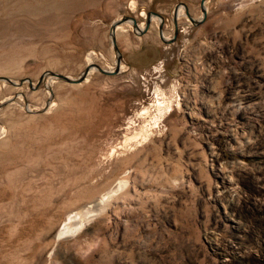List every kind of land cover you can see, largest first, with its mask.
Returning <instances> with one entry per match:
<instances>
[{"label":"rangeland","instance_id":"374dc122","mask_svg":"<svg viewBox=\"0 0 264 264\" xmlns=\"http://www.w3.org/2000/svg\"><path fill=\"white\" fill-rule=\"evenodd\" d=\"M181 3L0 0V75L110 70ZM205 5L117 26L118 74L0 81V264H264V0Z\"/></svg>","mask_w":264,"mask_h":264},{"label":"water","instance_id":"95a60500","mask_svg":"<svg viewBox=\"0 0 264 264\" xmlns=\"http://www.w3.org/2000/svg\"><path fill=\"white\" fill-rule=\"evenodd\" d=\"M206 0H200V9L202 12V17L200 19H195L194 17H192L188 10H187V6L185 5V3H181L180 6H183L185 11H186V16L188 17V19L195 25L202 23L207 16V7L205 5ZM178 6L176 5L173 9V23H174V29H173V37L170 40H165L163 38V33H162V26L163 25H159V35L162 41L166 42V43H171L175 40L177 33L179 31V27H178V22H177V10H178ZM151 15H155V16H159L162 17V15L158 12L155 11H150L146 14V24L145 27L143 29H140L139 27V23L137 22V19L133 16L130 15H123L121 16L119 19L114 20L109 28V34H110V39H111V44L113 47V50L115 52V65L114 68L112 70H107L105 68H102L101 66H99L96 63H89L81 72V74L78 77H70L66 74L60 73V72H55V71H51V70H47L45 72H43L40 76L39 79L37 80V82L35 84L32 83V81L28 78H24V79H19L17 80H13L10 77L7 76H3L0 75V81H4L9 83L12 86H20L21 84H23L24 82L28 83V86L30 89H36L41 83H43L49 93H52V88L50 85H48V83H45V78L48 79H54V80H61L64 81L66 83H70V84H77L80 83L82 81H84L87 76L90 74V70L91 69H96L99 72L103 73V74H108V75H115L120 73L121 69V62H122V54L119 51L118 45H117V41H116V28L117 26L125 23V22H131L132 27H133V31L136 30L137 34L141 35L143 33H145L147 31V29L149 28V23H150V19H151ZM29 112H31L30 110H28Z\"/></svg>","mask_w":264,"mask_h":264},{"label":"bare ground","instance_id":"6f19581e","mask_svg":"<svg viewBox=\"0 0 264 264\" xmlns=\"http://www.w3.org/2000/svg\"><path fill=\"white\" fill-rule=\"evenodd\" d=\"M207 1V0H206ZM180 6H178V10H177V20H178V16L179 15H181L182 13H184V7L182 8V7H180ZM185 14H186V11H185ZM157 17V18H159V25H163V22H164V17L162 16V17H159V16H155V15H151V19H152V17ZM119 19V18H118ZM151 19H150V22H151ZM172 21H173V18H172ZM178 22V21H177ZM145 24H146V22H145ZM150 24V23H149ZM159 25H158V27H159ZM173 25H174V23H173ZM145 27V26H144ZM133 28V27H132ZM162 28H163V26H162ZM141 29V28H140ZM158 31H159V29H158ZM134 32H137L136 30H134ZM162 33H163V30H162ZM137 34V33H136ZM160 36V35H159ZM173 37V35L170 37V38H168V39H166L165 38V36H164V34H163V38L165 39V40H170L171 38ZM120 68H121V66H120ZM113 69V68H112ZM112 69H110V70H112ZM92 70V69H91ZM91 70H90V72H91ZM46 79V78H45ZM46 81V80H45Z\"/></svg>","mask_w":264,"mask_h":264}]
</instances>
